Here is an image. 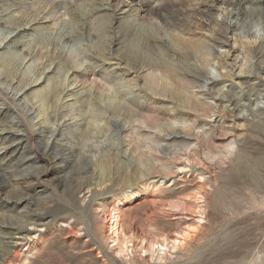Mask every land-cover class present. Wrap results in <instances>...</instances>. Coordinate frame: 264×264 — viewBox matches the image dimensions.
Listing matches in <instances>:
<instances>
[{"label": "rangeland", "instance_id": "rangeland-1", "mask_svg": "<svg viewBox=\"0 0 264 264\" xmlns=\"http://www.w3.org/2000/svg\"><path fill=\"white\" fill-rule=\"evenodd\" d=\"M227 1L0 0V264H264V0ZM227 14L203 109L177 106L159 66L182 74ZM169 121L192 122L163 137L177 156L148 140Z\"/></svg>", "mask_w": 264, "mask_h": 264}, {"label": "bare ground", "instance_id": "bare-ground-1", "mask_svg": "<svg viewBox=\"0 0 264 264\" xmlns=\"http://www.w3.org/2000/svg\"><path fill=\"white\" fill-rule=\"evenodd\" d=\"M233 1H227V4L231 5ZM234 4V3H233ZM237 4V3H236ZM241 4V3H240ZM239 4V5H240ZM255 11V10H254ZM261 11V10H260ZM257 12V11H256ZM255 12V13H256ZM252 13V12H251ZM263 13V12H262ZM261 13V14H262ZM229 14V13H228ZM224 15V20L221 21V23L219 24V28H218V32L221 34V38H212V39H205L202 38L197 42H192L191 43V51H190V55L194 57L195 61L193 63H187L186 67L182 70V74L177 73L174 71V69L170 66H172V64L168 65V63H166V65H161L159 66L161 68V72L162 74L161 77L164 80H168L170 79V81L172 82V86L171 89L174 93V97L176 98V105L182 108H187L190 109V107H192V109L194 110H202L204 103L197 99L195 101L191 100L189 98V96H191L192 94L190 93V90L192 88H205L207 87L206 83L203 81L208 80L209 76H208V72H207V66L209 64L214 63V51L213 49L215 47H219V45L217 44L218 41H221L222 43L224 42L223 40V35H225L227 33V31L234 25H236V19L235 21L231 22V20H228L229 15ZM260 14V13H258ZM242 16V18L244 17V20L246 19V17L249 16L248 13H246L245 9L244 11H240L237 13V16ZM257 15V14H256ZM165 18H162V21L164 22L165 25H168L165 21ZM239 27V26H238ZM175 42L176 41H180L177 38H172ZM176 44H178L176 42ZM252 55H254L255 59V63H254V69L252 71V75H259L260 73L264 72V66L262 64L263 60H264V41L261 42L259 44V46L257 48H254L252 50ZM148 65H152V64H148ZM153 66V65H152ZM223 70L221 72V77L225 78V79H232L233 76H235V74L230 72V69L228 68V66L226 64H222ZM151 80H148L146 82H144L143 86L138 87V89L140 90H147L150 91L153 94L156 95H161V96H166V89L164 88V86L162 87L161 85L158 84V79L155 76H151ZM4 82H1L0 80V84H2ZM12 84V81H10V84ZM262 89L258 90L257 98L261 93ZM200 95H202V93H199ZM16 95V93H15ZM250 95L253 94H246L243 98L246 99H250ZM240 96H237L236 94H232L231 96H229L227 98V101L229 102L227 108H229V110L231 111H239V106L241 105V100L243 99ZM114 101V100H113ZM190 107H189V106ZM230 106H232V108H230ZM27 111L30 112L31 114H34L33 117H40L39 112H35L33 106L27 108ZM95 116V115H94ZM96 117V116H95ZM185 118L187 119L188 117L185 116ZM96 119V118H95ZM185 120V119H184ZM174 122H160V123H156V124H152L151 126H149L150 130L154 129V131L149 132V143L151 147H154V150H158L161 154H165V155H170L172 154L173 156H177L178 151H171V152H165L166 151V147L168 146V141L167 139H164L163 137H169L170 138H175V134H180L183 133L185 135H189L191 136L192 133V122L191 121H186L184 124H177L174 125ZM185 135H183V140L185 144V146H188L190 143L188 142V139H186L187 137H184ZM177 154V155H176ZM183 154L185 155L186 159H189V155H188V151L185 150L183 152ZM181 160V159H180ZM139 164L141 166L144 167L145 161L143 160L142 157H139ZM124 194V198L127 200H129L132 196L133 193H123ZM117 219V215L115 216ZM115 219V220H116ZM117 225V222L115 223L114 226ZM113 226V227H114ZM118 233V231H117ZM116 232L114 233V237H116L114 240L115 242H117V246H118V250L123 251V250H127V246L124 242L122 245V242H118L119 237L118 234ZM120 241V240H119ZM167 242V238L162 237L159 240H151L148 243H144L143 245L140 246V249L146 252H159V250L162 249V247H164V242ZM172 244L176 243L174 242V240L171 241ZM156 245V248L154 247ZM165 253V251H164Z\"/></svg>", "mask_w": 264, "mask_h": 264}]
</instances>
